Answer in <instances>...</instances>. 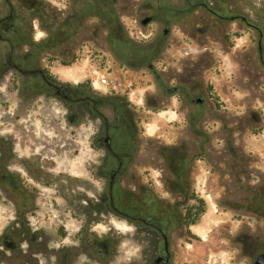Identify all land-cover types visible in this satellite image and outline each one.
<instances>
[{"label": "rangeland", "instance_id": "rangeland-1", "mask_svg": "<svg viewBox=\"0 0 264 264\" xmlns=\"http://www.w3.org/2000/svg\"><path fill=\"white\" fill-rule=\"evenodd\" d=\"M10 1L13 18L0 25V264H56L57 249L74 264L151 257V233L101 207L99 117L30 93L33 78L6 64L9 51L128 101L134 174L180 217L174 264H254L264 251V0ZM8 13L0 0V18ZM11 155L44 173L9 169ZM198 199L205 211L188 233L182 217ZM41 239L50 243L34 248Z\"/></svg>", "mask_w": 264, "mask_h": 264}, {"label": "flooded vegetation", "instance_id": "flooded-vegetation-1", "mask_svg": "<svg viewBox=\"0 0 264 264\" xmlns=\"http://www.w3.org/2000/svg\"><path fill=\"white\" fill-rule=\"evenodd\" d=\"M3 3L9 8V13L0 18V25L9 23L13 18L11 9L14 6L12 2L3 0ZM199 4H203V1L199 0ZM226 16L229 15H220L223 18ZM258 49L263 51V43H259ZM6 64L21 74L33 78V83L29 87L30 93L38 91L37 88L47 90L55 98L64 101L66 104L86 105L91 115L99 117L100 125L93 142L94 146L102 151V159L98 168V174L101 176L103 183L102 209H107L118 219L121 218L130 223L133 230L135 227L137 230H145L151 233L150 247L147 250V252H150L151 257L146 260V264H174L171 234L178 225L180 217L176 213L175 205H169L155 194L151 182L143 183L134 174L135 143L137 142L135 135L136 122L134 120V112L128 101L114 96L92 95L90 88L83 83L73 85L52 78L45 69L40 68L38 65L27 63L25 58L21 62L15 61L11 56V51L8 53ZM177 90H179V87H174L167 91L175 92ZM192 101L201 104L202 99L196 97ZM104 108L110 109V115L102 111ZM8 147L9 144L8 146L2 145L1 148L6 150ZM8 158L15 163L10 165L12 163L8 160L9 169L15 168L21 172V167L27 168L29 175L37 178H40L38 176L44 173L33 159H30V164L26 165V158L21 156L17 158V156L11 155ZM12 178L14 176L7 175L5 179L11 180ZM9 195L12 196L11 193ZM185 213L182 219H184V227L190 233L185 223ZM61 236L65 237L63 231H61ZM49 243L50 240L41 239L34 245V248L44 249ZM83 247L85 250L83 249L82 251L91 253L100 259L105 255L104 250L94 252L90 246L87 248V246L83 245ZM62 251L60 249L56 250V264H74L73 259H69L68 262L62 260ZM262 253L264 251L259 255ZM30 262L34 264L33 261Z\"/></svg>", "mask_w": 264, "mask_h": 264}, {"label": "trees", "instance_id": "trees-1", "mask_svg": "<svg viewBox=\"0 0 264 264\" xmlns=\"http://www.w3.org/2000/svg\"><path fill=\"white\" fill-rule=\"evenodd\" d=\"M113 21H116V18L113 16ZM66 64V63H65ZM47 74L54 78L53 75L47 70ZM199 203L198 205H190L186 208V213H185V223L187 227H189L191 224L195 223L199 216L203 214L205 211V201L203 199H198ZM195 210V211H194ZM190 230V229H189Z\"/></svg>", "mask_w": 264, "mask_h": 264}, {"label": "water", "instance_id": "water-1", "mask_svg": "<svg viewBox=\"0 0 264 264\" xmlns=\"http://www.w3.org/2000/svg\"><path fill=\"white\" fill-rule=\"evenodd\" d=\"M148 21V18H145L142 23H146ZM255 264H264V253H262L261 255H259L257 261Z\"/></svg>", "mask_w": 264, "mask_h": 264}]
</instances>
